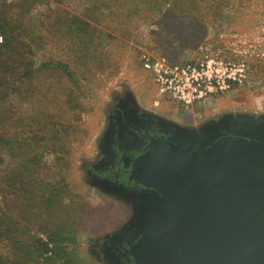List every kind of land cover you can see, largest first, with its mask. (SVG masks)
<instances>
[{"label":"rangeland","instance_id":"374dc122","mask_svg":"<svg viewBox=\"0 0 264 264\" xmlns=\"http://www.w3.org/2000/svg\"><path fill=\"white\" fill-rule=\"evenodd\" d=\"M25 2L0 0V5L17 6L12 24L27 33L20 59L32 58L46 69L36 96L20 105L16 96L12 100L24 114L11 121L10 130L13 135L15 122H30L37 114L32 125H24L27 131L39 129L51 143L28 153L41 156L35 180L28 176L33 165L22 169L16 153L0 152V264H15L18 248L27 264H113L105 243L134 233L147 215L141 197L114 191L98 178L118 117L128 107L142 121L184 134L225 121L264 127V0ZM71 17L79 21L74 28H82L81 38L91 37L88 54L82 43L62 35L57 20ZM35 30L42 41L34 38ZM144 55L184 63L223 61L244 66L246 78L228 93L187 108L160 95L153 73L142 67ZM51 82L56 101L46 96ZM67 98H73L72 111ZM46 147L51 152L43 159Z\"/></svg>","mask_w":264,"mask_h":264},{"label":"water","instance_id":"95a60500","mask_svg":"<svg viewBox=\"0 0 264 264\" xmlns=\"http://www.w3.org/2000/svg\"><path fill=\"white\" fill-rule=\"evenodd\" d=\"M150 124L163 137L145 157L149 179H130L148 189L137 194L147 215L134 234L135 247L149 249L131 255L139 264H264V127L225 121L184 134Z\"/></svg>","mask_w":264,"mask_h":264},{"label":"trees","instance_id":"16d2710c","mask_svg":"<svg viewBox=\"0 0 264 264\" xmlns=\"http://www.w3.org/2000/svg\"><path fill=\"white\" fill-rule=\"evenodd\" d=\"M25 1V3L28 2V0ZM15 10H17L16 5H0V33L3 37V43L0 45V152L7 153L8 155H10V152L11 154L16 153L18 155V157L17 155L16 157L21 161L19 166L22 169H26L30 164L33 165L35 167V170H31L33 172L30 173L28 171V176L32 180H35V176H37V174L41 170L40 168H42V161L40 159L41 156L40 154H36L31 157V154L28 153L31 151L39 152L41 148L39 144H46V142L51 143V140L41 137V131L39 129L36 130L37 133H35L33 130L27 131V127L24 124L32 125V122L35 121L38 116L37 114L35 115V117L33 116L34 120H32L33 117H31L30 122L26 120L22 122H15L14 125L17 131L12 135L10 130V127H12L10 125L11 121H13L14 119L23 120L24 113L21 114L20 112L15 110V108L12 107L11 102L16 96V101L14 100V103L19 101L17 105H20L24 103V100L27 102L31 99V97H33V95L36 96V93H39L40 89L42 90L41 78L44 76V73L40 72L45 70L46 67L44 65H42L41 67H37L32 58H29L30 60L28 61L20 59L21 57H24L25 52L23 51V47L26 43L23 42V38L27 36V33L26 31H24L22 25L16 26L14 25V23L12 24V20L17 17V15H19V13H15ZM57 22H60L59 25L64 27L62 35L66 37V40L72 41V43H74L75 41L79 42V44L82 43L81 51L88 54L90 50L89 45H91V41L88 40L91 37H89L88 35V38H86V40L84 38H81L82 34L78 32H81L80 30L82 28H74L75 25L79 24L78 19L71 17L57 20ZM32 33L34 38H37L38 41L43 40V37L39 33V31L35 30ZM83 35L86 36L87 32L86 34L84 32ZM167 58L173 62L179 61L178 59L170 58L168 56ZM51 84L52 82L49 83L48 87L46 88V96L48 95L50 97V100L52 98L51 101H56L57 99L54 96V92H52L55 85ZM70 95L71 94H69V96ZM72 103L73 98H67V105L71 107V111L74 109ZM34 124H36V122ZM53 139H55V133ZM49 148L50 147H46V149H43V159L46 155V152H51ZM26 156L31 157L30 162L25 161L24 158ZM47 164L48 163L45 162V165ZM19 176L21 179L19 180L20 184L24 185V181L26 182L27 176L25 177L23 172ZM1 181L2 183H5L6 179L5 181ZM32 185H35L34 181L32 182ZM8 187L9 184L7 181L6 188ZM17 250L19 256L17 260H15V264H27L24 251L22 252L21 248H18Z\"/></svg>","mask_w":264,"mask_h":264},{"label":"flooded vegetation","instance_id":"af4514ba","mask_svg":"<svg viewBox=\"0 0 264 264\" xmlns=\"http://www.w3.org/2000/svg\"><path fill=\"white\" fill-rule=\"evenodd\" d=\"M124 110L110 133L106 162L98 178L106 187L114 191L140 195L148 189L130 179L135 177L134 174L139 179H149L150 163L147 164L145 157L149 154L150 148L155 151L158 146L155 143L156 139H162L163 136L149 121H142L141 118L130 115L128 107ZM136 166L140 168L139 173L135 171ZM137 239L133 233L124 238L107 241L105 243L107 259L113 264H139V261L131 255V249L139 252L149 249V244L135 247Z\"/></svg>","mask_w":264,"mask_h":264},{"label":"built area","instance_id":"2783aa9c","mask_svg":"<svg viewBox=\"0 0 264 264\" xmlns=\"http://www.w3.org/2000/svg\"><path fill=\"white\" fill-rule=\"evenodd\" d=\"M2 43L3 37L0 35ZM141 64L145 70L153 73L160 87V95H167L187 108L228 93L246 78L244 66L236 68L231 63L216 60L184 63L173 62L167 57L144 55Z\"/></svg>","mask_w":264,"mask_h":264},{"label":"crops","instance_id":"0c3cea01","mask_svg":"<svg viewBox=\"0 0 264 264\" xmlns=\"http://www.w3.org/2000/svg\"><path fill=\"white\" fill-rule=\"evenodd\" d=\"M201 104V103H200Z\"/></svg>","mask_w":264,"mask_h":264}]
</instances>
